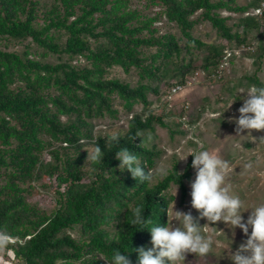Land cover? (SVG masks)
Masks as SVG:
<instances>
[{
	"label": "trees",
	"instance_id": "obj_1",
	"mask_svg": "<svg viewBox=\"0 0 264 264\" xmlns=\"http://www.w3.org/2000/svg\"><path fill=\"white\" fill-rule=\"evenodd\" d=\"M263 1L145 0L161 10L147 15L131 6L132 0H0V37L31 38L44 49L38 57L30 48L0 45V236L16 238L0 237V245L13 252L16 262L110 264L98 253L111 256L115 249L129 247L127 254L135 261L138 253L132 249L151 246L149 228L130 223L132 209L144 208L149 226L168 222L175 199L170 187L178 184L181 199H186L193 154L182 171L175 159L167 175L150 184L140 182L119 167L116 149L126 144L153 168L160 152L148 143L149 131L156 123L170 127L164 115L135 111L127 128L113 130L123 134L120 143L108 140L113 131L95 132L94 118L116 117V99L128 112L138 102L148 108L149 93L158 92L155 81L169 64L182 75L180 83L195 72L192 60L186 61L187 51L206 46L202 67L216 73L224 50L233 45L205 44L194 35L195 26L210 21L218 35L241 45L246 36L240 28L264 22V11H253ZM222 10L241 16L230 23L231 16ZM161 15L181 34L161 32L155 24ZM92 37L98 40L95 46ZM46 53L61 59L49 60ZM114 64L125 71L136 69V83L108 77ZM253 82L261 84L257 77ZM87 142L103 147V159H87ZM45 173L55 174L58 182L50 212L28 196Z\"/></svg>",
	"mask_w": 264,
	"mask_h": 264
},
{
	"label": "rangeland",
	"instance_id": "obj_2",
	"mask_svg": "<svg viewBox=\"0 0 264 264\" xmlns=\"http://www.w3.org/2000/svg\"><path fill=\"white\" fill-rule=\"evenodd\" d=\"M246 1L240 0L241 3ZM131 6L140 8L147 15H155L161 11L158 5H146L145 0H132ZM221 12L224 15H230L229 22L234 24L241 16L240 13L227 10ZM155 24L159 26L161 32L170 30L177 35L181 34L178 26L169 22L164 15H161ZM240 32L246 36L245 45H238L234 41L231 43L222 38L210 21L199 22L194 28V35L203 40L205 44L233 45L230 47L233 53L228 64L225 67L220 66L222 57L219 71L216 70L215 73V70H211L209 72L202 67L203 60L208 54L206 46L191 52L187 51L185 54L186 61L192 60V67H195V72L186 74L185 81L182 82L184 86L180 91L172 96L167 95V90L172 84L182 79V75L176 72L174 63H171L165 71H162V77L155 81V84L158 85V92L151 91L149 93L151 103L148 108L138 102L135 104L134 110L128 112L121 101L116 99L115 106L119 108L118 115L113 117L106 114L103 117L94 118L95 132H109L127 128L128 119L135 111L143 112L146 110L147 112L151 110L156 114H163L170 127L156 123L155 128L149 131L148 143L155 145L160 152L153 169L166 166L169 170L174 160H178V151L186 154L187 151L197 147V140H202L204 146L230 161L231 167L226 178L230 190L239 194L246 205L250 202H264V138H261L264 137V129H244L242 132H237L235 120L230 119V117L239 115L238 108L243 103L240 98L244 95L243 92L238 93L232 104L224 109L229 101L237 95L238 90L246 89L249 85L255 84L253 81L256 77L261 84L264 83V22L261 21L258 27L248 29L241 27ZM97 41L93 37L91 38V43L94 46ZM185 42L184 39L181 40L182 45ZM0 45L3 48L18 51L30 48L34 56H43L44 49L33 42L31 38L15 40L0 37ZM46 54L44 56L49 60L58 61L61 59L56 53ZM107 76L128 80L133 84L138 79L136 69L125 71L118 64L109 68ZM93 146L92 143L87 142L83 148H92ZM191 155L190 153L186 158L178 160L181 171ZM44 158L49 160L48 151H45ZM162 176L156 175L154 180ZM194 177L195 169L193 168L192 178L187 180L188 194L185 200L181 199L179 185L175 196L177 184L172 183L170 192L175 196V199L170 204L168 210L170 213H174L177 209L191 211L194 216H198V210L191 205V180ZM85 180H88L87 176ZM57 188L56 175L45 173L33 182L28 196L33 202L50 212L56 206ZM249 212L250 209L243 213L245 218ZM199 222L201 224L208 223L206 218H200ZM173 223H175V218H173ZM212 223L225 230L226 233L216 228L221 233L220 242L225 246L231 243L230 248L222 250L217 247L213 250L214 253L207 257L188 252L185 261H181L180 264H235L231 260L229 252L239 246L246 234L239 226L233 232L222 220ZM205 227L211 230L214 226L205 225ZM71 231L75 235L78 234L77 230ZM0 264L20 263L16 262L12 251L0 245Z\"/></svg>",
	"mask_w": 264,
	"mask_h": 264
},
{
	"label": "clouds",
	"instance_id": "obj_3",
	"mask_svg": "<svg viewBox=\"0 0 264 264\" xmlns=\"http://www.w3.org/2000/svg\"><path fill=\"white\" fill-rule=\"evenodd\" d=\"M240 92L244 95L240 97L243 103L238 108L239 115L230 117L235 120L237 132H242L244 129H264V83L252 84L246 89L238 90L237 95L224 109L232 104ZM122 136L120 132L113 131L111 136H108V140L120 143L119 137ZM196 144L195 149L187 151L186 154L178 151L177 156L180 160L190 153L193 154L191 165L195 169V177L191 180L190 195L191 205L198 210V216H194L191 211L175 209L174 213L168 211V222L152 223L149 226V218L144 215V208L136 206L132 209L133 216L129 221L131 224L149 228L151 246L140 245L132 249L138 253L135 261L127 254L129 247L123 248L126 251L117 248L111 256L98 253L107 258L110 264H180L181 261H185L188 252L207 257L213 254V250L217 247L222 250L230 248L231 243L225 246L220 242L221 233L216 228L223 232L225 230L212 223L221 220L233 232L239 226L246 234L239 246L229 252L231 260L235 264H264V202H250L246 205L244 199L232 192L226 183L231 167L230 161L204 146V141L197 140ZM87 150L89 160L103 159L105 155L99 143ZM115 155L119 158V167L130 170L140 182L150 184L154 176L168 174L166 166L158 169L147 167L142 163L138 153L126 144L117 148ZM177 187L178 184L175 188V196ZM248 209L250 212L245 218L243 213ZM200 218H206L208 223L201 224ZM205 225L214 227L209 230Z\"/></svg>",
	"mask_w": 264,
	"mask_h": 264
},
{
	"label": "built area",
	"instance_id": "obj_4",
	"mask_svg": "<svg viewBox=\"0 0 264 264\" xmlns=\"http://www.w3.org/2000/svg\"><path fill=\"white\" fill-rule=\"evenodd\" d=\"M253 11L257 14H262L263 11H264V1L262 2V4L256 8L253 9ZM243 45H245V43H243ZM232 48L228 47L225 49V54L223 56V59H222V62L220 64L221 67H225L226 64H228V62L230 61V56L232 55ZM219 71V70H218ZM189 82V81H188ZM184 84L183 83H180V82H176L175 84H173L167 91H168V94L167 95H173L175 93H177L178 91H180L182 88H183ZM1 238H7L9 239L10 241L14 242L16 240L15 237H11L9 235H1L0 236Z\"/></svg>",
	"mask_w": 264,
	"mask_h": 264
}]
</instances>
